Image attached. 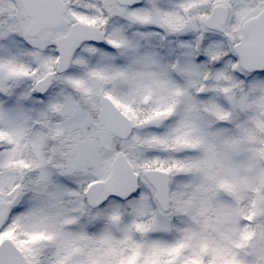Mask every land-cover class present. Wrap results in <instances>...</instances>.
Here are the masks:
<instances>
[{
    "label": "snow or ice",
    "instance_id": "1",
    "mask_svg": "<svg viewBox=\"0 0 264 264\" xmlns=\"http://www.w3.org/2000/svg\"><path fill=\"white\" fill-rule=\"evenodd\" d=\"M0 264H264V0H0Z\"/></svg>",
    "mask_w": 264,
    "mask_h": 264
}]
</instances>
